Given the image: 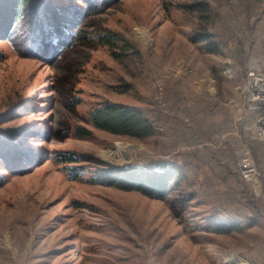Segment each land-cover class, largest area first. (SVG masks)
Masks as SVG:
<instances>
[{"label":"rangeland","instance_id":"obj_1","mask_svg":"<svg viewBox=\"0 0 264 264\" xmlns=\"http://www.w3.org/2000/svg\"><path fill=\"white\" fill-rule=\"evenodd\" d=\"M75 30L54 62L0 39V116H13L0 130L45 154L26 172L0 165V264H264V140L247 101L264 74V0H116ZM105 101L141 109L155 133L95 127ZM119 145L147 152L109 154ZM152 162L179 168L166 198L98 172ZM249 214L250 229L213 225Z\"/></svg>","mask_w":264,"mask_h":264},{"label":"trees","instance_id":"obj_2","mask_svg":"<svg viewBox=\"0 0 264 264\" xmlns=\"http://www.w3.org/2000/svg\"><path fill=\"white\" fill-rule=\"evenodd\" d=\"M75 1H81L82 4H74ZM115 1L0 0V39L11 41L26 56L54 62L58 53L71 49L78 33L75 29L87 15L104 11ZM105 37L103 41L109 43L123 42L125 50L132 48L127 40L117 34L111 33ZM19 107L25 110L29 108L26 105ZM9 115L8 111L0 116V123L13 117L12 114ZM90 121L95 127L118 135L144 138L155 133L154 123L141 109L110 101L95 108L91 112ZM13 130L15 131L0 130V165L4 163L12 174H16L26 172L31 166L40 163L45 154L37 149L26 148L24 139L27 135L21 141L15 140ZM76 133L81 137H88L92 131L79 126ZM39 136L47 137L46 133H40ZM66 159L77 161L74 157L66 156ZM178 171L177 166L165 162H152L144 166L108 165L98 170L101 177L111 185L125 190H139L150 197L161 199L167 197ZM78 175L79 173L75 174ZM4 183V174L0 170V187ZM225 228L227 227L221 224L219 229L224 231Z\"/></svg>","mask_w":264,"mask_h":264},{"label":"built area","instance_id":"obj_3","mask_svg":"<svg viewBox=\"0 0 264 264\" xmlns=\"http://www.w3.org/2000/svg\"><path fill=\"white\" fill-rule=\"evenodd\" d=\"M250 89L247 95L248 111L254 114V120L256 121L253 127L256 131V135L264 140V74L258 73L255 77L250 79ZM256 117V119H255ZM262 121V122H261ZM242 165L244 173L255 176L256 170L254 164L248 158L243 161Z\"/></svg>","mask_w":264,"mask_h":264},{"label":"crops","instance_id":"obj_4","mask_svg":"<svg viewBox=\"0 0 264 264\" xmlns=\"http://www.w3.org/2000/svg\"><path fill=\"white\" fill-rule=\"evenodd\" d=\"M262 31H264V30H262ZM203 40L207 41L208 38L204 37ZM168 121H169L168 122V126H169V128L171 130V120H168ZM248 218L250 220H246V221L242 220V219L241 220H236V219L233 218L231 220L222 221L221 223L217 221L213 225L214 226H218L217 230L219 231L220 230L219 228H220L221 224H224L225 227H227V228H225L224 231L220 230L221 232H223V233H227V232L235 233V232L243 231V230H245V228H247V229L252 228L250 226H252V223H253V220H254V215L249 214Z\"/></svg>","mask_w":264,"mask_h":264},{"label":"bare ground","instance_id":"obj_5","mask_svg":"<svg viewBox=\"0 0 264 264\" xmlns=\"http://www.w3.org/2000/svg\"><path fill=\"white\" fill-rule=\"evenodd\" d=\"M72 17V16H71ZM70 20V19H69ZM71 22V21H69ZM65 25V24H64ZM69 25V24H67ZM61 42V41H60ZM43 51V50H42ZM262 93L264 94V91H262ZM248 115H250L248 113ZM254 119V118H253ZM256 119V117H255ZM252 121V120H251ZM262 122V121H261ZM264 123V122H262ZM141 151V152H147V150L145 148H143L142 146L140 145H130L129 147L125 146V145H119L117 148H116V151H110L109 154H111L112 156H122V157H129L131 155V153L133 151ZM239 264V263H237Z\"/></svg>","mask_w":264,"mask_h":264}]
</instances>
